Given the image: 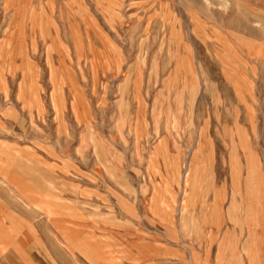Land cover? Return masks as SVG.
Masks as SVG:
<instances>
[{
    "label": "rangeland",
    "instance_id": "1",
    "mask_svg": "<svg viewBox=\"0 0 264 264\" xmlns=\"http://www.w3.org/2000/svg\"><path fill=\"white\" fill-rule=\"evenodd\" d=\"M56 152L62 264H264V0H0V173Z\"/></svg>",
    "mask_w": 264,
    "mask_h": 264
},
{
    "label": "crops",
    "instance_id": "2",
    "mask_svg": "<svg viewBox=\"0 0 264 264\" xmlns=\"http://www.w3.org/2000/svg\"><path fill=\"white\" fill-rule=\"evenodd\" d=\"M10 146L15 152L17 148L23 151L22 146ZM3 160L10 166L8 171L4 167L7 172L0 173V264H62L63 260L72 259L67 251H60L54 237L49 239L48 248L37 230L41 228V197L47 194V180L51 184L50 194L56 197L50 201L53 211L63 212L59 205L72 199L73 182L68 178V172L73 171L71 157L56 152L52 157L21 154ZM65 165L70 167L68 172L63 171Z\"/></svg>",
    "mask_w": 264,
    "mask_h": 264
},
{
    "label": "bare ground",
    "instance_id": "3",
    "mask_svg": "<svg viewBox=\"0 0 264 264\" xmlns=\"http://www.w3.org/2000/svg\"><path fill=\"white\" fill-rule=\"evenodd\" d=\"M186 176H187V175H186ZM186 179H187V178H186ZM187 183H189V181H188V180H186V184H187Z\"/></svg>",
    "mask_w": 264,
    "mask_h": 264
}]
</instances>
